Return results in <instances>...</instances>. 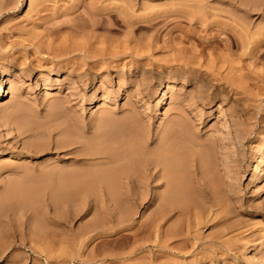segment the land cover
<instances>
[{
  "label": "rangeland",
  "instance_id": "374dc122",
  "mask_svg": "<svg viewBox=\"0 0 264 264\" xmlns=\"http://www.w3.org/2000/svg\"><path fill=\"white\" fill-rule=\"evenodd\" d=\"M0 85V264H264V0H0ZM137 139L135 186L60 187ZM171 141L197 204L163 210Z\"/></svg>",
  "mask_w": 264,
  "mask_h": 264
},
{
  "label": "bare ground",
  "instance_id": "6f19581e",
  "mask_svg": "<svg viewBox=\"0 0 264 264\" xmlns=\"http://www.w3.org/2000/svg\"><path fill=\"white\" fill-rule=\"evenodd\" d=\"M2 92H3L2 85H0V95ZM67 128L68 130L67 133L65 134V137L61 141L56 142L54 146L55 148L58 149L59 148H62L64 150L66 149L65 150L66 153H69L72 152L73 150H77L80 146H84V144L79 139L80 137L76 138L72 132H69V131H74L75 129L70 130L71 128L70 126H68ZM110 134L112 133L110 132ZM114 134L115 133H113V136ZM132 135L135 137L136 134L134 133ZM125 136L127 135L125 134ZM119 137L121 138L120 133H119ZM185 137L186 138L189 137L188 131H186ZM180 139H178V141ZM138 140L139 139H137L135 143L131 144L123 154L110 150H97L93 145L88 147L85 152L76 154L75 155L76 156L75 160L77 161L76 163L85 161V159H81L82 157L78 158L81 155L85 156L86 158L109 157L115 160V163L120 164L124 160H126L127 163L120 165L117 164L118 166L114 168L93 169L87 172L71 169V167H69L71 170L69 171L67 170L66 172L63 170V174H65V178L61 182L60 187L63 189H69V188L75 189L77 191H86V190L94 191L98 185H104L110 191L116 192L119 188V185L117 184V180L120 177H124V176L126 177L127 180L130 181L131 185L135 186L134 184H136L137 182L136 175L144 158L141 155L142 144ZM187 143L185 142V143H181L180 145L178 144L176 145L171 141L168 144L161 146L158 149V151L155 154H153L152 164H154V167H158V165L162 166L163 175H161V177H164L167 180V189L162 199L163 210L169 209V207H177V206L185 209L188 206L197 204V199H195L196 191L193 190L191 187L187 186L186 184L182 183V177L180 176L184 174L185 167L189 162V156L191 155L192 152L191 149L187 147ZM192 145L193 144H191V146ZM48 147L49 146L45 144H38L35 145V150L41 152L46 150ZM201 150L202 149H200V152ZM200 152L199 153L193 152L192 154L196 155L199 158L200 165L202 169H204L203 173H206V171H208V159L206 156L207 153L203 154Z\"/></svg>",
  "mask_w": 264,
  "mask_h": 264
}]
</instances>
